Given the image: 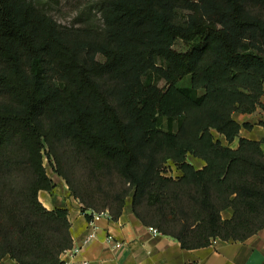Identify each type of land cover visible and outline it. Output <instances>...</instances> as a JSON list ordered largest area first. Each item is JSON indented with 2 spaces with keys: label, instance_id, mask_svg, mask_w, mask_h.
I'll return each instance as SVG.
<instances>
[{
  "label": "trees",
  "instance_id": "obj_1",
  "mask_svg": "<svg viewBox=\"0 0 264 264\" xmlns=\"http://www.w3.org/2000/svg\"><path fill=\"white\" fill-rule=\"evenodd\" d=\"M263 93L264 0H91L70 24L46 0H0V261L64 264L73 245L68 208L39 199L45 158L89 220L130 197L185 248L253 235L264 137L233 113Z\"/></svg>",
  "mask_w": 264,
  "mask_h": 264
},
{
  "label": "crops",
  "instance_id": "obj_2",
  "mask_svg": "<svg viewBox=\"0 0 264 264\" xmlns=\"http://www.w3.org/2000/svg\"><path fill=\"white\" fill-rule=\"evenodd\" d=\"M261 103L263 106L258 105L253 112L233 113L240 123L252 124L251 128H241L242 136L258 140L264 137V126L258 120H264V93ZM219 137L227 142L223 136ZM231 146H237V140ZM261 146L264 150V141ZM188 160L197 168L205 164L202 158L193 155H189ZM49 175L55 187L41 189L39 199L47 208L66 207L69 210L73 245L61 254L64 264H264V227L245 240L215 238L207 246L185 248L177 238L153 232L136 216L131 201L126 202L118 219L103 214L94 221L89 220L64 178L58 174L57 177ZM231 212L228 209L224 215L230 216ZM116 242L122 245L116 246ZM0 264L20 263L6 255Z\"/></svg>",
  "mask_w": 264,
  "mask_h": 264
},
{
  "label": "rangeland",
  "instance_id": "obj_3",
  "mask_svg": "<svg viewBox=\"0 0 264 264\" xmlns=\"http://www.w3.org/2000/svg\"><path fill=\"white\" fill-rule=\"evenodd\" d=\"M91 0H46V8L48 11L62 23L70 24L74 21L76 15L83 9V7L88 4ZM174 48L177 50H186L188 46L181 39H177L174 43ZM188 79H185L184 82H187ZM161 84H164V81H161ZM258 118V117H257ZM258 120H262L259 118ZM216 136L218 133L214 132ZM45 165L49 174L57 177V173L53 172L51 165L47 158H45ZM171 174H176L178 172L177 168L169 164L168 170ZM71 193V192H70ZM130 197L127 199L130 201Z\"/></svg>",
  "mask_w": 264,
  "mask_h": 264
},
{
  "label": "built area",
  "instance_id": "obj_4",
  "mask_svg": "<svg viewBox=\"0 0 264 264\" xmlns=\"http://www.w3.org/2000/svg\"><path fill=\"white\" fill-rule=\"evenodd\" d=\"M103 214H108L107 211H103V212H93V216H92V219L91 221H94L95 219L99 218L101 215ZM150 229L153 231V232H161L159 229H157L156 227H153V226H150ZM122 245V242H116V246H120ZM85 264H87V262H85Z\"/></svg>",
  "mask_w": 264,
  "mask_h": 264
}]
</instances>
